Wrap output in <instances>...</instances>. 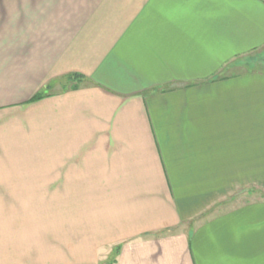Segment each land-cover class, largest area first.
<instances>
[{
    "label": "crops",
    "instance_id": "crops-1",
    "mask_svg": "<svg viewBox=\"0 0 264 264\" xmlns=\"http://www.w3.org/2000/svg\"><path fill=\"white\" fill-rule=\"evenodd\" d=\"M260 51L264 0H0V264H264Z\"/></svg>",
    "mask_w": 264,
    "mask_h": 264
},
{
    "label": "rangeland",
    "instance_id": "rangeland-1",
    "mask_svg": "<svg viewBox=\"0 0 264 264\" xmlns=\"http://www.w3.org/2000/svg\"><path fill=\"white\" fill-rule=\"evenodd\" d=\"M244 60V59H243ZM245 64L246 65H250V66H254L255 68L257 67H260L262 68L264 66V52H256L252 55H250V57H248L247 59H245ZM245 67V66H243ZM243 67H241L240 69H244ZM241 71V70H239ZM112 257H108L105 261H106V264H113V260Z\"/></svg>",
    "mask_w": 264,
    "mask_h": 264
},
{
    "label": "trees",
    "instance_id": "trees-1",
    "mask_svg": "<svg viewBox=\"0 0 264 264\" xmlns=\"http://www.w3.org/2000/svg\"><path fill=\"white\" fill-rule=\"evenodd\" d=\"M79 75V74H78ZM80 76V75H79ZM78 76V77H79ZM47 93H44L42 90L37 92V94H35V96L32 98V101H36V100H39L41 98H43L44 96H46Z\"/></svg>",
    "mask_w": 264,
    "mask_h": 264
}]
</instances>
